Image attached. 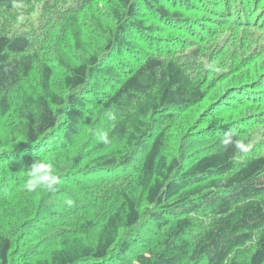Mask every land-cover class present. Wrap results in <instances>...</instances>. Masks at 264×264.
Here are the masks:
<instances>
[{"label":"trees","instance_id":"trees-1","mask_svg":"<svg viewBox=\"0 0 264 264\" xmlns=\"http://www.w3.org/2000/svg\"><path fill=\"white\" fill-rule=\"evenodd\" d=\"M0 264H264V0H0Z\"/></svg>","mask_w":264,"mask_h":264},{"label":"clouds","instance_id":"clouds-1","mask_svg":"<svg viewBox=\"0 0 264 264\" xmlns=\"http://www.w3.org/2000/svg\"><path fill=\"white\" fill-rule=\"evenodd\" d=\"M106 116L110 121L117 119V115L112 111H108ZM98 139L104 144L110 143L109 134L106 131L98 132ZM224 142L227 144L230 141L225 140ZM235 147L237 149H245V145L239 141L236 142ZM59 182V177L53 163L47 160H39L34 163L28 171V179L25 181L23 189L29 193H34L38 190H47L51 192L56 190V186ZM64 203L68 207H72L74 201L69 198L65 199Z\"/></svg>","mask_w":264,"mask_h":264}]
</instances>
